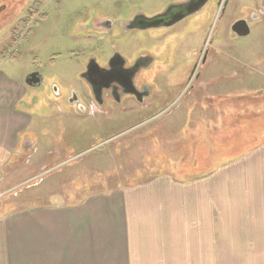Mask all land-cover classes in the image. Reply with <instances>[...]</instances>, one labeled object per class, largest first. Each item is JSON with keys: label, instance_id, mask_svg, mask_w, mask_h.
Wrapping results in <instances>:
<instances>
[{"label": "crops", "instance_id": "1", "mask_svg": "<svg viewBox=\"0 0 264 264\" xmlns=\"http://www.w3.org/2000/svg\"><path fill=\"white\" fill-rule=\"evenodd\" d=\"M258 1L245 0L252 10ZM11 28L0 50V264H264V20L250 34L255 44L235 45L234 66L217 56L205 67L203 90L184 95L152 84L146 105L128 101L130 110L115 106L87 117L75 111L53 117L46 107L25 106L37 87L27 83V67L19 74L8 65L17 64L20 50ZM230 67L231 80L222 76ZM71 121L101 142L71 129ZM62 127L76 152L63 150L57 159L49 132ZM151 131L166 140L200 141L197 150L209 153L211 166L185 180L161 174L109 190H100L97 178V191L89 183L76 193H69L67 175L41 176L52 166H75L80 157L84 163L122 136L126 142ZM97 162L77 178L92 177ZM106 165L109 159L101 172Z\"/></svg>", "mask_w": 264, "mask_h": 264}, {"label": "rangeland", "instance_id": "2", "mask_svg": "<svg viewBox=\"0 0 264 264\" xmlns=\"http://www.w3.org/2000/svg\"><path fill=\"white\" fill-rule=\"evenodd\" d=\"M16 1L15 5L14 2ZM57 1L49 0L50 3H47V20L45 22L40 20L36 24L33 22L31 25V23L27 24L19 19L24 14V17H26L25 12L28 11L31 0H0V4L2 2L11 3L8 10L11 8L10 12L14 11L12 15H7L5 19L0 18V50L2 45L5 44L4 37L7 33H12L13 28L11 26L15 24L14 30L18 35L14 45L20 43V50L13 59L16 60L17 64L8 59V62L13 63H8V65L17 70L19 74L24 71L25 67H27L28 75L35 72L41 74L44 82L36 88L37 91L33 96L26 99V102L37 99L35 106H38L39 103H43V106L46 104L43 111L53 117L60 113L68 114L72 111L77 113L78 105L71 106L67 99L72 97L73 93H76L79 100L82 101L86 93L87 86L77 76L80 66L86 65L88 60L93 59H98L100 63H103L112 52L113 45L128 60L133 59V56L143 50L152 52L156 57L154 65L158 68H155L154 74H149L146 80L150 84L154 83L157 91L165 92L167 87L177 88L178 85L182 86L181 81H183L182 79L187 72L192 73L195 70L204 75L205 64L202 61L203 58H200L202 54V57H204L207 53L206 59H209V61L218 56L219 60L231 62L235 59V45L252 46V44H255L253 35L239 39L231 36L226 31L233 16H235L234 18L249 16L248 12L250 11L248 10L252 9L248 7L249 4L245 0H231L227 8L223 7L222 10H226V13L220 23H218V20L215 21L219 2L214 0L205 6L203 12L199 11L196 15L192 14L172 29H166L167 27L154 29L153 27L156 24L152 21L150 23L151 31L147 32L142 30L127 31V23L140 14L149 17V19H154L170 5L186 2L187 0ZM194 9L192 8V10ZM95 15L103 19H109L113 27L112 32L106 34L101 32L100 29L96 30L94 28L79 32L76 26L77 23L86 22L96 17ZM175 19L176 17L170 19L169 22L164 21L163 26H168L167 24L174 22ZM210 26L211 31L209 30ZM208 32H210L209 38L207 36ZM11 33L9 37L12 36ZM224 35L228 36L231 44L220 48L223 44ZM207 40H209L208 43ZM229 45L231 47L227 51ZM249 55L251 56V54ZM231 63L234 66L235 61ZM224 72L225 74L222 76L229 80L234 79L235 71L233 67ZM158 73L159 78L157 82H154L152 76ZM217 73L218 69L215 74ZM190 85L191 83H187L188 88ZM171 102L169 101V104ZM43 106L39 111L42 110ZM170 113L168 112L165 115ZM162 117L161 115L154 117L149 123H157L156 119L159 118L160 120ZM169 122L165 119L162 125L171 130L170 126L172 124ZM60 124L64 125V121H61ZM152 125L156 127L157 124ZM69 127L74 131H81L86 139L91 141L99 143L102 140L100 135L91 134L92 129L87 130L90 133V137H88L85 127L79 122L74 123L71 121ZM63 130L62 127L61 132L55 129L54 132H49L55 146L53 157L57 159L62 158L63 150L69 155L76 152V149H72L70 145L66 144ZM173 133L176 132L173 131ZM165 136L159 137L157 133L152 131L143 132L142 135L138 133L127 139L130 141L131 151L128 154V150L126 155H123V151L128 141L125 142L124 136H122L115 142H109L111 148L109 145L104 146L105 149L103 145L100 146L99 153L96 149L93 153L97 154L91 155L90 159L84 163H81L80 159L82 157H80L75 162L77 163L75 166H62L65 163L61 164V167L60 165L52 166L45 170L41 176L46 177L56 172L67 175L69 178L68 191L69 193H76L77 190L81 189L79 188L81 184L88 185V189L92 188L89 183L94 184V190L97 191V178L101 181L100 190H109L113 187L131 184L138 186L143 184L149 177L161 174H171L179 180H185L188 177L203 175L204 168L208 169L211 166V164L205 163V161L210 160L209 153L203 148L202 151L197 150L200 141L188 143V139L182 140L176 139V137L173 140H166ZM218 143L215 141L214 145L216 146ZM107 156L108 158H106ZM107 159H109V165H106L108 171L103 173L100 168L106 163ZM123 160L126 161V169L122 163ZM90 161H93V163L98 161L95 163L97 168L92 171V177L82 176L83 179L82 177L77 178L78 173H82L86 167H89ZM112 162L116 164L112 165ZM99 170L102 174L97 177V171ZM1 197L2 193H0Z\"/></svg>", "mask_w": 264, "mask_h": 264}, {"label": "flooded vegetation", "instance_id": "3", "mask_svg": "<svg viewBox=\"0 0 264 264\" xmlns=\"http://www.w3.org/2000/svg\"><path fill=\"white\" fill-rule=\"evenodd\" d=\"M59 1L60 0H58L57 2ZM211 1L214 0H187L186 4L188 9L191 11L190 13L196 15L197 13H199V11L203 12L205 6L210 4ZM47 2L49 3V0H31V4L28 8V11L25 12L26 17H21L20 20L25 21L27 24L31 23V25L33 22L36 24L40 20H43L45 22L47 20V8L45 9V6L47 7L48 5ZM218 2L219 5L215 15V21L218 20V23H220L224 19V15L226 13V10L222 9L223 7L227 8L231 0H218ZM16 3L17 1L14 2L15 5ZM10 5L11 3L6 4L5 2H2L0 4L1 19H5L7 15H10L9 13L11 8L10 10H8ZM175 6L176 4H173L169 9H166L163 13L159 14L160 22L159 24H156L160 26L159 29L164 27H167L166 29H172L179 24H174L175 22H170L167 24L168 26H163L164 21L169 22L170 19H174L176 16H180L182 13H184L183 11H186L182 10L184 9L185 5H182L178 8ZM192 8L195 9L192 10ZM36 9L39 10L37 13L34 12ZM248 11H250L248 12L249 16H246L244 18H234L235 16H233V18H231L232 21L229 22L230 24L226 28V31L230 33L231 36L243 39L242 37L238 36L237 28L234 29V25L239 21L246 22L250 26L252 32L253 27L259 21L264 20V0H259L254 10ZM87 21L77 23L76 26L79 32H84L94 28L96 30L100 29L101 32L109 34L113 30L112 23L107 18L103 19L101 17L96 16ZM152 21L153 20L149 19V17L140 14L136 16L134 20L127 23V31L137 30L135 29L137 27L141 28L144 32L151 31L150 23ZM209 30L211 31V26L209 27ZM209 34L210 32H208V38ZM208 42L209 40H207V43ZM222 43L223 44L220 48L224 47V45L231 44L228 40V36H223ZM232 45H234V43H232ZM202 55L200 56V58H203L202 61L206 67L211 61H209V59H206L207 53L204 57H202ZM155 61L156 57L154 56V54L152 52H148L147 50H143L141 53H138L136 56H133V59L128 60L124 57L122 52L117 49L115 45H113L112 52L109 54V56L103 63H100L98 59L88 60V63L82 66L81 70L79 71L77 76L87 86L83 100H79L76 93H73L72 97H69L67 99V102L71 104V106L77 104V113L81 114L84 117L91 116V114L98 113L99 111L111 110L115 106L130 110V105L126 104V102L128 101L134 102V105L136 107H139L140 105H146L149 100L145 98L147 96H152L148 86H152V84H154L148 83L146 79L148 78L149 74H154L155 68H158L154 65ZM94 63H96L98 68L94 65ZM99 67L102 70L99 69ZM35 73L39 74L38 78L41 82H44L41 74L39 72ZM158 75L159 73L157 75L152 76L154 82H157L159 78ZM202 76V73L199 74V71L194 70L192 71V73L187 72L185 77H183L182 79L183 81H181L183 87L178 85V87L173 88V90H177L186 95L188 91H193L197 89V87L198 89H200V87H202L200 86ZM187 83H191L189 88L187 87ZM203 89L204 88L202 87V90ZM35 90L37 91V89ZM36 101L37 99H33L30 102H26L27 104L25 103V106H27V108L34 107L36 110H39L43 106V103H39L38 106H35ZM173 106V102L168 105V107ZM45 107L46 104H44L42 109H44Z\"/></svg>", "mask_w": 264, "mask_h": 264}, {"label": "water", "instance_id": "4", "mask_svg": "<svg viewBox=\"0 0 264 264\" xmlns=\"http://www.w3.org/2000/svg\"><path fill=\"white\" fill-rule=\"evenodd\" d=\"M182 3H185V4L178 3V4H176L175 7L178 8V7H181L182 5H185L184 9H182V10H186V11H183L184 13H182L180 16H176V19L174 21L175 22L174 24H178V23L182 22L183 20H185L187 17H189V16L192 15V13H190L191 11L187 7L186 2H182ZM171 6L172 5H170L167 9H169ZM186 12H188V13H186ZM152 20L155 21L154 22L155 24H159V22H160L159 15H157L156 17H154V19H152ZM153 28L154 29H157V28H160V26L155 25ZM236 28L238 30V33L237 34H238L239 37L246 38V37L250 36V34H251L250 26L246 22H244V21H239L238 23H236L234 25V29H236ZM135 29L142 30L141 28H138V27L135 28ZM94 65L98 68V66L96 65V63H94ZM99 69H101V68L99 67ZM38 77H39V74H37V73L30 74L27 77V83L29 85H31V86L39 87L42 84V82L40 81V79ZM94 86H96V85H94Z\"/></svg>", "mask_w": 264, "mask_h": 264}, {"label": "trees", "instance_id": "5", "mask_svg": "<svg viewBox=\"0 0 264 264\" xmlns=\"http://www.w3.org/2000/svg\"><path fill=\"white\" fill-rule=\"evenodd\" d=\"M40 5H42V4H40ZM35 11H36V12H38L39 10H38V9H36ZM17 35H18V34H17V33H15V36H17ZM14 42H15V41H14Z\"/></svg>", "mask_w": 264, "mask_h": 264}, {"label": "built area", "instance_id": "6", "mask_svg": "<svg viewBox=\"0 0 264 264\" xmlns=\"http://www.w3.org/2000/svg\"><path fill=\"white\" fill-rule=\"evenodd\" d=\"M13 52V51H12Z\"/></svg>", "mask_w": 264, "mask_h": 264}]
</instances>
